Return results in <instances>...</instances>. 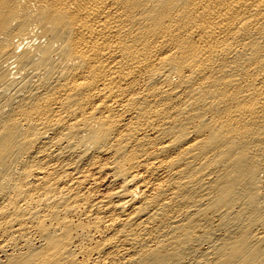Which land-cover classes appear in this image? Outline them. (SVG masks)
<instances>
[{"label": "bare ground", "instance_id": "1", "mask_svg": "<svg viewBox=\"0 0 264 264\" xmlns=\"http://www.w3.org/2000/svg\"><path fill=\"white\" fill-rule=\"evenodd\" d=\"M0 264H264V0H0Z\"/></svg>", "mask_w": 264, "mask_h": 264}]
</instances>
